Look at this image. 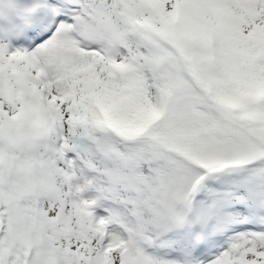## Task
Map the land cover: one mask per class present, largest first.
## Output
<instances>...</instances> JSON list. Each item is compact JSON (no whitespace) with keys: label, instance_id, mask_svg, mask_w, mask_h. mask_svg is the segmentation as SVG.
<instances>
[{"label":"snow or ice","instance_id":"snow-or-ice-1","mask_svg":"<svg viewBox=\"0 0 264 264\" xmlns=\"http://www.w3.org/2000/svg\"><path fill=\"white\" fill-rule=\"evenodd\" d=\"M0 264H264V0H0Z\"/></svg>","mask_w":264,"mask_h":264}]
</instances>
